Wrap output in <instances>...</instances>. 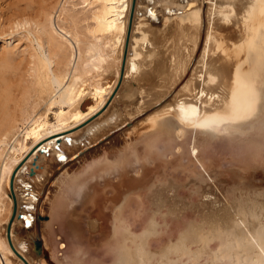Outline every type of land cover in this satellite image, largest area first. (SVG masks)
I'll return each mask as SVG.
<instances>
[{
	"label": "bare ground",
	"instance_id": "bare-ground-1",
	"mask_svg": "<svg viewBox=\"0 0 264 264\" xmlns=\"http://www.w3.org/2000/svg\"><path fill=\"white\" fill-rule=\"evenodd\" d=\"M34 1L36 2V11L32 12L33 16H27L29 18L24 19L23 22L21 19L19 20L21 23L29 25L30 33H34L33 40L36 39L38 44L34 52L31 51L30 56L32 59L31 61L29 60L31 62H29L31 64V75H33L35 83V93H37V96L49 93L51 95L49 98L51 103L59 102L66 106H61L59 110H55L56 120L53 122H50L47 118L48 111H51L53 106H48L41 114L35 111L36 103L31 107L25 108L22 106V108H19L21 110L20 113L18 112L19 114L16 113L15 109L14 113H12L13 110L10 112V108L5 106L4 102V106H0L3 114V119H0V127L2 126L0 128L2 130H0L2 132H0V264H15L11 257L17 259V264H37L32 259L36 256L40 258L41 264H53L50 256L58 260L59 264H264V205L262 202L264 199L261 200V204L258 203L260 201L259 198L263 196L262 194L260 197L259 194H257L258 196L256 195V197H259L258 200L255 198L258 204L254 203V201L251 202L250 205H248L249 203L245 196L242 199H245L248 204L243 203V200L241 203L239 199H237L240 201L238 203L236 199L235 202H232L234 201L233 198L229 199L230 201L232 200L230 202L226 201V199L221 200L222 197L218 198L215 196V198H211L204 195L202 200H205V203L202 201V207L198 201L195 202L193 200L192 201L195 203H192V207L188 205L190 209H193V212L200 213V218L185 219L187 221H183L184 224L182 225L180 224L182 221H180V219L188 213L182 215V211H179L183 204L181 206L176 205L177 203H175V205L173 203L172 205L171 203L166 204V198L164 197L166 191L171 193V196H176L175 194H177L175 191L166 190L168 186V184H166L167 182L165 183L166 185L162 184L165 186H162L163 188L160 186V183L159 188L161 187L162 189L158 188L159 190L156 189V186L155 188H148L144 201L136 203V206L139 208V212L137 213L131 209L132 206L129 205L130 203L125 207V210H121L124 202V200L121 199L116 203L112 202L111 207L105 206V208L109 207V213L106 211V213L102 214L101 210L99 211L98 208L97 212L101 213L102 217L97 214L86 215L88 216V229L90 231L99 229L101 236L103 234L105 237L101 239L104 240L102 243L106 246V248L104 246L105 252L107 253L105 259L100 258V260H96L93 255L91 257L89 256L87 259L85 258L87 254L84 256L83 252H81L83 254H80V251L75 248L76 251H74V256L71 257L70 262L66 261V263L60 259L57 248H55L56 250L54 251L48 249L49 242L45 239L42 229L44 220L42 221V219H39L37 223L36 214L42 215L43 206H45L43 197L49 188L52 178L58 174L64 166L65 163H62L72 155L70 149L78 147L80 142H83L88 135L96 134L97 127L90 124L84 138L81 139H76L77 137L73 139L74 132L73 135L70 134L72 135L71 138L69 136H62L59 139L60 142L58 141L59 144H57L58 139L54 136L59 137L58 135L60 133H64L83 123L104 105L107 89L112 90L114 84L105 86L99 77L92 82L91 80L93 78H90L91 74L89 73L93 70V72H95V70L98 71V69H101L100 67H103L105 61H108V57L111 56L113 57V61L118 60L117 63L119 68L116 77L117 79L119 78L125 53L131 0H90L88 4L94 5L90 16L92 23L90 25L88 24V26L86 25L90 37H82L81 32L78 31L75 26L68 27L66 23L64 24L65 20L60 17V15H62L61 13L64 10L66 11L65 6L62 7L58 15L59 21L55 23L53 18L55 13L53 15L52 10L49 9L50 6L48 7L49 4L47 5L49 0ZM84 1L86 2L88 0ZM135 1L136 4L133 9V17H135L130 31V40L123 73L125 80L126 77L138 73L143 64L148 43L151 42V40L149 41V37L151 36L148 35L149 33H147L145 29L140 32V36L136 39L134 38L137 15L143 10L142 7H144L148 13H156L158 9L162 12L163 10L172 9L173 11L175 10V13L184 21L181 31H184L183 37L186 47L184 51H181V53L175 56V59H172L170 71L167 70L170 73L169 76H172V83H170L169 80L167 81V83L169 82V90L178 80L184 78L189 68H191V72L189 76L186 77L187 79L185 82L181 84L182 87L180 86V89L178 88L182 93L180 91H177L175 95L173 93L172 95L174 96L168 103L163 106L161 105V108L158 106L159 109L156 111L153 110L154 113H151L152 116L150 115L153 119L160 120L158 130L163 134V140L167 143L166 145L176 144V148L177 146L180 147L177 144L180 143L179 140L178 142L176 141L177 143L173 140L176 137L175 134L180 137L183 135L186 137L192 129H195L194 137L197 140L198 146L210 144L217 136L219 138V134L222 131H227L229 128H233V131L239 134H245L244 131H246L248 127V130H250V126H246L247 123H252L253 127L258 128V130H263L264 134V89L260 87V84L263 85L264 83V0ZM190 1L196 3L192 5L189 4ZM189 9H191V11L184 14V11H188ZM183 15L184 17H182ZM75 19L73 18L72 22H75ZM185 21L187 22L185 23ZM19 24L18 22V25ZM133 40L138 42V46L133 43ZM65 44L70 46L68 49L71 51L68 52V56L65 55L66 60L62 59L64 65L54 68L55 66L53 67V64L56 62V56ZM75 44H77V49ZM54 49H56L57 52H55ZM66 52L65 54H67ZM62 58H64V56ZM58 60L60 61V59ZM59 64L61 63L56 65ZM98 72L100 73V71ZM98 72L96 74H98ZM92 74L93 76L96 75L94 73ZM1 75L0 81L2 80L3 82L5 81L4 83L11 84V82H9L10 79H7L8 77L6 78L4 74ZM2 78L5 79L3 80ZM89 79H91V82H89L91 89L86 90L88 89L86 87L88 83L86 82ZM15 83L19 84V80L18 83ZM1 84L0 87L2 86V88H4L3 83ZM9 84H5V86ZM163 84L162 82V86ZM9 86L12 88V84ZM166 86L167 85H165V88ZM27 88H29V85H27ZM151 88L153 87L151 86ZM167 88L165 90L163 88V90H158L157 92L151 90L152 92L149 91V93L151 92L150 94H152L154 91L158 96L157 99H160L163 95L173 90L172 88V90L168 91ZM7 89H5V92ZM20 92H22V90ZM24 92L26 94V91ZM10 93L12 92H9L8 97H13V93ZM28 93L30 94L31 91L29 90ZM6 94L4 95L6 96ZM30 95H32V93ZM23 97L24 102L27 96L23 95ZM46 97L48 96L46 95ZM7 98L5 103L7 102ZM91 98L94 99L93 103H90ZM11 100L13 102V98ZM166 100L167 98L164 99V102ZM1 102L2 101H0V105ZM8 103L10 104V102ZM82 106H87V109L82 111ZM118 119V114L115 113L112 115L110 122H117ZM21 123L23 125L25 123L26 125L21 128ZM155 125L157 126L158 124ZM244 125L247 127L246 129ZM153 127L155 126L153 125ZM156 130L157 129H155V131ZM151 131H154V128ZM229 132L232 131L229 130ZM170 133H175L173 139V136H169ZM154 134L155 132L153 135ZM191 134L192 133H190V135ZM156 136L157 133L155 138ZM261 136L264 137V135ZM11 139L14 140L9 148L10 150H7L4 155ZM150 139L154 141V138L152 139L151 137ZM29 142H31V145H29ZM92 142L93 141L85 143V145L91 144ZM146 142L151 143V141ZM185 142L188 143V140ZM211 144L210 146L213 147L214 142ZM38 145H40L39 148H34ZM82 147L83 146H79L77 150H80ZM33 148L36 150L33 151ZM170 151H168V153ZM172 153L174 154V152ZM46 156H49L50 161L51 159L53 161L52 164H46L47 168L44 167L45 169H42L44 165L42 162ZM46 160L45 162L48 163V160ZM196 160L199 159L197 158ZM31 165L34 166L31 167ZM59 165H61V167L58 168ZM56 167L57 169H55ZM31 168L34 170V174H32L34 177L32 179L28 178V176L30 177L31 175L29 172ZM53 170L54 172H52ZM15 171L14 192L18 202V213L12 221L9 237L6 232L7 227L3 225L4 221H2L3 223L1 222V219H3L1 215H3V210L7 208L6 198H11L8 191L11 190L10 182ZM192 172L194 171L192 170ZM41 173L44 175H41ZM124 174L125 176L127 175V173ZM192 174L194 173H191V175ZM120 176V179L124 181L125 176L123 175L124 178H122V174H120ZM120 179L117 181V185L118 182L121 181ZM192 179L194 180V178ZM135 181L138 182L137 179ZM201 185H204V183ZM19 186L24 187L26 192L19 190ZM87 186L91 191V185L88 184ZM208 186H201L200 189L204 188V191L207 192L205 188H208V191L213 192L214 189ZM83 187L84 186H82V188ZM114 187L116 188L115 185ZM68 188L70 187L68 186ZM111 188L110 190L112 192L113 188ZM110 190L108 191L110 192ZM36 191H38L37 195L35 194ZM88 194L89 193L86 192L82 194V196L87 197ZM124 194L125 190L118 191L117 196H123ZM177 195H179V193ZM181 196L183 197V195ZM251 196L252 195L248 197L252 199ZM188 197H190V195H188ZM249 198L248 201L250 202ZM168 199L169 198H167V200ZM170 199L168 201H171ZM178 199L181 200L180 198ZM178 199L176 197L174 202L178 201ZM11 200L13 201V208L11 207L10 215H12L9 217L10 219L8 218L9 220L12 219L14 210V199L11 198ZM55 202L59 213L62 212V215H65L66 212L64 209L67 211L68 207V203L65 202V195L58 197V200L54 201V203ZM54 203L53 205H55ZM185 203L188 204V202ZM71 204L73 205L74 203L72 202ZM73 206H71L72 208L70 207L71 209H68L69 213L67 212L68 214L65 216L67 219L65 220L69 222L67 224L69 230L72 233H76V236L79 234V228L75 216H71L73 211H77L76 207ZM94 208L97 209L96 207ZM95 209L92 211L93 214ZM190 211L188 212L190 213ZM20 213L23 214V217H18ZM75 213L74 215H76ZM24 214L26 215L25 217ZM170 214L173 215L174 221L177 223L180 221V223L175 224V231L173 230L176 232V235H169L166 238L167 234L164 236V239L162 237L155 239V236L160 230L159 227L161 224H166L167 217ZM187 217L188 215L183 218ZM19 223L27 225L26 238L29 240L20 238L18 235L14 234V228H16ZM71 235L74 236V234ZM37 241H40L39 249ZM94 241H96L95 243L99 242L97 239ZM1 253L5 256L6 262H4ZM18 253L19 255H24L26 260L24 261Z\"/></svg>",
	"mask_w": 264,
	"mask_h": 264
},
{
	"label": "rangeland",
	"instance_id": "rangeland-1",
	"mask_svg": "<svg viewBox=\"0 0 264 264\" xmlns=\"http://www.w3.org/2000/svg\"><path fill=\"white\" fill-rule=\"evenodd\" d=\"M89 1L90 0L86 2L84 0L82 1L81 0H60V1L59 0H49L47 5L49 4L48 7L50 6L49 9L52 10L53 15L55 13V15L53 16L55 23L59 21L58 15L60 14L62 7L65 6L66 11L64 10L61 13L62 15H60V17H62L65 20V21L63 20L64 24L66 23L68 27L75 26V28L81 32L82 37L83 36L90 37V34L87 32L88 27H86V25L88 26V24L90 25L92 23L91 22L92 19L90 18V16L92 13L91 10H93L94 5L88 4ZM195 3L196 2L192 3V1L189 2V4H192V5H194ZM135 4H136V1L131 0V8H130L131 12L129 13V18H128L129 22H128V27H127L128 29L127 35L129 32V27H130L131 22L133 26V19L135 17V16L133 17L134 15L133 9L135 7ZM142 9L143 10L140 11L139 14L137 15L136 26L134 28V31H135L134 38L136 39L138 36H140L141 35L140 32H142V30L145 29V31L149 33L148 35L151 36L149 37V41L151 40V42L148 43V46L146 49V55L144 57L143 64L141 68L139 69L138 73L128 76L129 78L126 77V80H125L124 75L121 76V72H120V76L117 79L116 74L119 68L118 63H117L118 60L113 61L112 59L113 57L111 56L108 57V61L106 60L104 63V66L100 67L103 71L101 69H98V71H100L99 73L97 70H95V72H93L94 71L93 70L91 73H89L91 74L90 78L91 79L93 78V79L92 80L89 79L86 82L88 83V85H86L88 89L86 90L91 89V86H89V82L91 81L93 82V80L97 79V77H99V79L102 80L105 86L114 84L112 90L107 89V92L105 95L106 100H105L104 105H102L95 114L87 118L83 123L73 127L72 129L64 133H60L58 135L59 137L54 136L58 139L57 142L58 141L60 142L59 139L62 136H69L71 138L74 132L75 134H74V137L72 138L75 139L77 137L76 139L78 138L81 139V138H84V135L88 127L90 126V124L92 126L97 127L96 134L88 135V137L83 142H80L78 147H75V148L73 147L72 149H70L72 155L62 163V164L65 163L64 166L61 168L58 174H56L52 178L49 184V188L43 197L44 199H47V200L43 199V203L45 202L44 203L45 206H43V210H42V216H43L42 221L44 220L42 229L44 231L45 239L49 242L48 249H51L54 251L56 250L55 248H57V251L60 254L59 256L60 259L65 262L71 261V257L74 256L75 254L74 251H76V249L80 251V254L84 253L83 254L84 256L85 254H87L85 256V258L87 259L89 258V256L91 257L92 255L96 258V260H100V258L105 259L107 257L106 256L107 253L105 252L106 246L102 243L104 240H101V239H104L105 237L103 234L101 236L99 229H97L98 231L97 230L90 231L88 229L89 225L87 224V217L89 215H96V214L102 217V214L106 213V211L108 213L110 212L109 207H106L107 208L106 209L105 206L111 207L112 202L116 203L120 201L121 199L124 200L121 210H125V207L128 206V204L130 203L129 205L132 206L131 209L137 213L139 212L138 211L139 208L138 206H136V203L144 201L145 194L148 188H155L156 186V189H158L160 183H161L160 185L161 187L162 186L165 187L162 184H165L167 182L166 184H168V186L166 187V190L169 189L170 191H175L177 194L179 193L180 196L174 193L176 196L172 195L173 196L172 197L170 195L171 193H168L165 190L166 196L164 195V193L163 195L166 199L164 197L162 198L165 199L166 204L171 203L172 205L173 203L175 205V203H177L176 205L178 206H181L183 204L182 207L179 209V211H182V215L188 213L187 214L188 217L183 218V217H186L187 215L186 216L184 215L181 217L180 221L181 220L182 221L181 223L180 221H178V223L182 225L184 224L183 221L184 222L187 221L185 219H190V218L196 219V217L200 218V213L195 212V211L193 212V209L192 208L190 209L189 207L190 205L192 207V203H195L197 201L199 204H201V207H202V201H203L202 198L204 197V195H206V197H211V198H215V196L218 198L222 197L221 200L226 199V201H230L229 199L233 198L234 201L231 200L232 202H235V199L236 200L239 199L241 203L244 201L243 203L246 204L248 202L249 204L248 203L247 204L250 205L251 202H254V201H255L254 203L258 202L257 200L262 194L263 196L259 198L260 201L258 203L261 204L263 202V205H264V200H263L264 199V194H263L264 193V137L261 136L264 134H263V130L261 129L258 130V128L253 127L252 123H247V125L245 124L247 127L248 125L250 126V130H248L249 127L247 128L244 125L245 126L244 128L245 129L247 128V130L244 131L245 134H241V133L239 134L236 131H233L234 130L233 128H229L227 129V131L226 130L222 131L219 134V138L217 136L211 142V143L214 142L213 147L210 146L212 145L211 143L198 146L197 140L194 137L195 129H192V130L189 129L191 131L186 137L184 135L180 137V136H177L175 133H172V134L170 133L169 136L171 137L173 136L172 139L174 138V134H175L176 137L173 140L175 142L176 141L178 142L179 140L180 143H177V142L176 143L180 147L177 146L176 148V144L166 145L167 143L165 142V140H163L164 138L163 134H161V132L158 130L160 120L153 119L151 117L152 116L151 113L153 114L154 111H156L157 109L161 108L163 105L168 103L169 100H171L172 97L177 93V91H180L179 90L180 86L182 87L181 84L185 82V80L187 79L186 77H188L189 73L191 72V68H189V71L185 73L184 78H181L180 80H178L176 84L174 83L175 85L172 84L174 87L171 86L170 90H172L173 88L172 90L173 92L169 90V86H168L169 82L167 83V81L169 80L170 83H172L171 82L172 76L170 77L169 76L170 73L168 72L170 71L171 61L172 59H175V56L178 53H181V51H184V48L186 47L184 45V37H183L184 31H181V28L184 25V21L181 20L182 18H180V16H178V14L175 13V10L173 11L172 9L165 10V11L163 10V12L158 9L156 13L155 12L148 13L144 9V7H142ZM33 11L34 12L36 11V2L34 0H24V1L20 0V2L19 0H0V75L4 74L6 78L8 77L7 78L8 80L10 79L9 82H11L12 84V88H11V86H9L11 84L4 83L5 81L3 82L2 80H1L2 82L0 81V85H2L1 83H3L4 88L5 89L8 88L7 89L8 92L7 91L5 92V89L2 88V86L0 87L3 89V90L0 89V95H1L0 99L2 98L0 100L2 101L0 106H4V105L7 106L8 108H10L9 109L10 112H12L13 110L12 113H14V111L16 110L17 114L20 113L21 110L19 108H22V106L25 108L31 107L32 105H35V103H36L35 111L38 114L39 113L41 114L42 112H44L48 106H53L52 110L48 111V114H47L48 120L50 122H53L56 120L55 110H59L61 106H66V105L61 104L59 102L51 103V101H49V98L51 96L49 93H44L43 95H41L42 97L37 96V93H35L36 89L34 85L35 84L34 78H33V75H31V70H30V65H31L30 61L32 59L30 56V53L31 51L34 52L35 48L38 47V44H37L36 39L33 40L34 33L32 32L30 33L29 25H25L21 23L19 20L21 19V21L23 22L24 19L32 17ZM190 11L191 9H189L188 11L185 10L184 14H187ZM182 17H184V15ZM73 18L74 19L76 18L75 22H72ZM18 22L20 23L19 25H18ZM186 22L187 21H185V23ZM126 40H127V37H126ZM133 41H134L133 43L138 46V42H135V40ZM76 45L77 44H75V46ZM64 47L62 48V50L59 51V53L56 56V62L53 64V67L55 66L54 68L64 65V61L62 62V59L66 60L65 55L68 56V52L71 51L68 49L70 48L68 44H65ZM76 49H77V46H76ZM54 51L57 52L56 49H54ZM65 52L67 54H65ZM63 56L64 58H62ZM58 59H60V61ZM57 62L61 64L56 65L58 64ZM28 68H29V71H28ZM24 71L26 72V74ZM120 71H122V68ZM97 72L98 74H101V75L96 74ZM92 73L96 74L95 75L96 77L93 76ZM18 80H19V84H16L15 82L18 83ZM30 81L33 83V85ZM162 82L164 83L163 86H162ZM5 84H9V85L5 86ZM27 85H29V88H27ZM165 85L168 86V88L167 86L166 88L168 91H170V93L167 91L168 94L166 93L165 95H163V97H161L160 99H157L158 96L157 94H155V92H157L158 90L161 91L163 90V88L165 90L166 89ZM263 85L260 84V87L264 89ZM24 86H25V90H24ZM151 86L153 88H151ZM21 90L22 92H20ZM23 90L26 91V94ZM29 90L31 91L32 95H30L31 93L30 94L28 93ZM142 90H143V93H142ZM151 90H154L155 92L153 91V93L150 94L152 92ZM10 91L13 93V97L9 96L10 97L9 98L8 95ZM149 91L151 92L149 93ZM180 92L182 93V91ZM173 93L174 95H172ZM4 94H6L9 100ZM33 94L35 97L33 96ZM23 95L27 96L25 97L26 100L24 99V102H23V98H24ZM46 95L48 97H46ZM6 98H7V102L5 103ZM12 98H13V102L11 100ZM165 98H167V100L166 102H164V104H162V106H159V108L158 107L153 108L154 104L158 103L159 101ZM26 101L28 104L26 103ZM3 102H4V105H3ZM8 102H10V104ZM93 102H94V99L91 98L90 103H93ZM86 107L87 106H82L81 107L82 111L86 110L87 109ZM115 113L118 114V118H119L118 121L110 122L112 115H114ZM1 114H2V110L0 109V119L2 120L3 114L2 115ZM131 120L132 122L128 124ZM155 124H158V125L156 126ZM24 125L26 124L24 123ZM24 125L21 123L20 127L23 128ZM153 125L155 127H153ZM152 127L154 128V131H151L153 130ZM155 129L157 130L155 131ZM115 130H118V131L111 138L105 140L104 142L99 143L97 146L91 148L87 152L80 154L83 148L90 145V144L85 145V143H90L91 141H93L91 144L92 145L96 144L104 136H106L107 134ZM229 130L232 132H229ZM261 131H262V134H261ZM154 132L155 134L153 135ZM156 133H157V136L155 138ZM190 133H192L191 134L192 136L190 135ZM15 136H18V135H15ZM149 137L150 138L152 137V139L154 138V141L151 140ZM13 140L14 139H11V141H9V145H7L4 155L6 154L7 150H10L9 148ZM187 140H188V143L185 142ZM146 141H151V143H148ZM59 142L57 144H59ZM29 145H31V142H29ZM39 146L40 145L34 148L37 149L39 148ZM79 146H83V147L80 148V150L79 149L77 150ZM36 149H34L33 151H35ZM170 150L174 152V154ZM168 151H170L171 153L170 152L168 153ZM48 157L49 156H46L44 158L45 160L46 159L48 160V163L45 162V160L43 159L42 164L44 165L42 166L43 167L42 169L47 168V165H49L50 163L52 164L53 160L51 159L50 161V157L49 158ZM197 158L199 160H196ZM61 165H59L58 168L61 167ZM33 166L34 165H31V167ZM202 166H206V167H202ZM55 169H57V167ZM54 170L52 172H54ZM192 170L194 172H192ZM124 173H127V175L125 176ZM191 173H194V174L191 175ZM120 174H122V178H124L125 176L124 181L120 179L121 177ZM41 175H44V174L41 173ZM130 176L132 179L130 178ZM191 176H194V177H191ZM33 177L34 176L32 175H30V177L28 176V178L30 179H32ZM192 178H194V180ZM119 179L121 181H119L117 185V181ZM136 179L138 182L135 181ZM203 183L204 185L205 184L206 185L205 186L201 185ZM88 184L91 185L90 186V189H92L91 191L89 190L87 186ZM119 184H120V189H119ZM81 185L84 187L82 188ZM114 185L116 186L118 190L114 187ZM68 186L70 188H68ZM201 186L202 187L208 186L209 188L211 187L212 189H214V191L210 192L208 191V188L207 189L205 188V190H207L206 192L204 191V188H202L203 190L200 189ZM19 187H20L19 190L26 192V189L24 187H21V186ZM111 187L112 188L114 187L112 192L110 190ZM108 190H110V192ZM122 190H125V194L123 196H117L118 191L120 192ZM10 191H8V194L13 199L12 190ZM37 192L38 191H36L35 193L36 195H37ZM86 192L89 193L87 197L82 196V194ZM113 192H115L116 195ZM111 193H113L114 195ZM186 193H189V194H186ZM249 194L252 195L251 196L252 199L249 198L250 197ZM257 194H259V197H256ZM61 195H65V202L68 203L67 211L66 209H64L66 214L69 213L68 209L71 206L74 205L73 207H76L77 211H73L74 213L77 212L75 213L76 215H74V213L72 212L73 215L71 214V216L73 217L75 216V219L78 222V228H79L78 235L80 236L78 235L75 236L76 233H72L69 230V228L67 227V224L69 222L65 220L67 219V217H65L66 214L62 215L63 214L62 212L59 213L56 202L54 203V201L58 200V197H60ZM181 195H183V197ZM188 195H190V197H188ZM244 196L246 197L247 202L245 201V199L244 200L242 199L244 198ZM176 197L177 199L180 198L181 200L178 199V201L174 202ZM11 198L10 199L6 198L7 208L3 210L2 212L3 215H1L2 216L1 218L4 219V220L1 219V222L4 221L5 224L3 222L2 223L4 226L7 227L6 229L7 236H8V225L10 223L9 217H11L12 215V214L10 215V210L13 208V201L11 200ZM167 198H169L172 202L168 201L169 199L167 200ZM248 198L250 199V202L248 201ZM255 198H257V200ZM192 200L195 202H193ZM239 200H237L238 203L240 202ZM261 200L263 201L261 202ZM52 202L56 206L53 205ZM72 202L74 203L73 205L71 204ZM185 202H188V204ZM94 207H96L97 209H95ZM98 208H99V211L101 210L102 214L97 212ZM93 209H95L94 214L92 212ZM188 211H190V213ZM25 216L26 215L24 214V217ZM178 223L174 221L173 215L170 214L167 217L166 224L165 225L161 224V226L162 225L163 226L159 227L160 229L158 231L159 234L157 233V235L155 236L156 237L155 239H159L160 237L164 239V236L167 234L168 235L166 236V238L169 235H172V236L173 234L176 235V232H174L175 227H176L175 224H178ZM14 229H15V232H14L15 235H18L20 238L28 239L26 238V232H27L26 224L19 223ZM71 234H74V236ZM77 239L79 240V242ZM96 239L97 241L99 240L101 241L97 242L98 243L97 244L95 243L96 241H94ZM76 246H78L79 248ZM81 250H84V251H81ZM1 256L4 262H6L5 256L3 255V253H1ZM19 256H21V258L24 261L26 260L24 255L20 254ZM11 258L14 261V263L17 264V259H15L14 257H11ZM50 258L53 261V264H59L58 260L52 258L51 256ZM32 259L35 263L41 264L40 258H38V256Z\"/></svg>",
	"mask_w": 264,
	"mask_h": 264
},
{
	"label": "water",
	"instance_id": "water-1",
	"mask_svg": "<svg viewBox=\"0 0 264 264\" xmlns=\"http://www.w3.org/2000/svg\"><path fill=\"white\" fill-rule=\"evenodd\" d=\"M131 27H132V22L130 24V27H129V32H128V35H127V40H126V46H125V53H124V58H123V62H122V71H121V76H123V73H124V69H125V63H126V56H127V49H128V45H129V40H130V31H131ZM166 99V98H165ZM166 102V101H165ZM164 103V99L159 101L158 103L154 104V107L153 108H156L158 106H161L162 104ZM132 121H130L128 124H130ZM118 130H115V131H112L111 133L107 134L106 136H104L101 140H99L96 144H90L89 146L83 148L80 152V154H83L85 152H87L88 150H90L91 148L97 146L99 143L101 142H104L105 140L111 138ZM30 174H34V170L31 168V170L29 171ZM15 176H16V171L13 173L12 175V178H11V182H10V187H11V190H12V195H13V199H14V210H13V216H12V219L10 220V223L8 225V236L10 237V231H11V224H12V221L14 219V217L17 215L18 213V202H17V198H16V195H15V192H14V179H15ZM18 217H23V214H18ZM43 216L42 215H39V214H36V222L38 223V220L39 219H42ZM37 230H38V224H37ZM37 246H38V249L40 248V241H37Z\"/></svg>",
	"mask_w": 264,
	"mask_h": 264
}]
</instances>
